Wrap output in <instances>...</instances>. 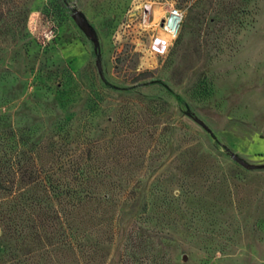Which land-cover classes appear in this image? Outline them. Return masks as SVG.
Segmentation results:
<instances>
[{
  "label": "rangeland",
  "instance_id": "rangeland-1",
  "mask_svg": "<svg viewBox=\"0 0 264 264\" xmlns=\"http://www.w3.org/2000/svg\"><path fill=\"white\" fill-rule=\"evenodd\" d=\"M0 180V264H264V0H0Z\"/></svg>",
  "mask_w": 264,
  "mask_h": 264
},
{
  "label": "built area",
  "instance_id": "built-area-1",
  "mask_svg": "<svg viewBox=\"0 0 264 264\" xmlns=\"http://www.w3.org/2000/svg\"><path fill=\"white\" fill-rule=\"evenodd\" d=\"M182 11L179 8L171 7L167 15L162 20V28L169 36V41L176 37L180 30L182 22ZM169 43L165 40H160L159 48L161 51L165 50Z\"/></svg>",
  "mask_w": 264,
  "mask_h": 264
},
{
  "label": "water",
  "instance_id": "water-1",
  "mask_svg": "<svg viewBox=\"0 0 264 264\" xmlns=\"http://www.w3.org/2000/svg\"><path fill=\"white\" fill-rule=\"evenodd\" d=\"M73 17L76 20V22L82 27L85 33H87L90 37L95 38L94 32L92 31L90 26L87 24V22L85 21V19L83 18L80 12L78 11L74 12ZM232 157L237 162H239L241 165L247 166V163L242 158H240L238 155L232 154Z\"/></svg>",
  "mask_w": 264,
  "mask_h": 264
},
{
  "label": "trees",
  "instance_id": "trees-1",
  "mask_svg": "<svg viewBox=\"0 0 264 264\" xmlns=\"http://www.w3.org/2000/svg\"><path fill=\"white\" fill-rule=\"evenodd\" d=\"M78 177H79V179H81V183H84L85 180L88 178V174L86 172H83V170H81L78 174ZM1 184H2V181L0 180V186H2ZM88 195H89V193H87L86 196H88Z\"/></svg>",
  "mask_w": 264,
  "mask_h": 264
}]
</instances>
